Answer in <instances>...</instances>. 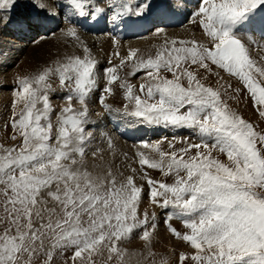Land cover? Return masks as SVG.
<instances>
[{"label":"snow or ice","instance_id":"obj_1","mask_svg":"<svg viewBox=\"0 0 264 264\" xmlns=\"http://www.w3.org/2000/svg\"><path fill=\"white\" fill-rule=\"evenodd\" d=\"M17 6V0H0V24ZM177 6L184 4L165 5L172 13ZM39 7L68 20L61 31L81 51L16 77L4 124L11 127L10 143L0 142V264H131L133 255L144 256L125 247L134 238L147 250L137 264H145L155 255L158 227L154 211H141L146 194L149 207L166 211L170 233L192 249L179 254V264H264V129L229 103L246 92L264 117V56L252 55L264 52V0H196L186 18L201 39L170 38L155 26L163 43L154 53L117 50L119 62L109 60L112 66L103 69L80 29L147 19L156 8L152 0L135 6L131 0H66L56 12ZM137 73H143L139 86L128 79ZM117 90L122 105L114 108L107 98ZM57 92L65 93L63 105L52 101ZM102 115L188 129L196 141L175 135L141 140L134 155L124 152L117 163L110 135L102 134L107 149L93 146V116ZM173 218L186 230L174 227Z\"/></svg>","mask_w":264,"mask_h":264},{"label":"rangeland","instance_id":"obj_2","mask_svg":"<svg viewBox=\"0 0 264 264\" xmlns=\"http://www.w3.org/2000/svg\"><path fill=\"white\" fill-rule=\"evenodd\" d=\"M168 1L170 3L175 2V0H152V2L156 5L154 12L158 9L163 8L166 4H168ZM65 2L66 0H51V3L55 4L56 6V11H58L59 6ZM138 2L139 0H131V3L133 4V6H135ZM181 2L184 5L187 4L189 6L187 12L194 10L196 0L193 3L186 1V0H181ZM17 3H18V6L15 8L14 12L9 14L11 16L10 21L4 24H0V27L1 25L3 26L2 29L0 28V42L2 41L1 39H5L6 37L5 36L6 33L4 34L3 29L8 28L9 30H6V31L9 32L12 38L16 40L15 43H12L11 45V48H10L12 52L11 54L17 53V56H15L14 58H12L13 56L9 57V59L7 58L2 59V57L0 58L1 59L0 60L1 61L0 62L1 64L0 65V142H8V143H10V141L7 140V136H8V133L11 132V127L9 126L8 128L5 129L4 124L8 121L9 117L11 116V106H12V102L14 99L13 90L16 87L15 80H16L17 75H24V74H29V73H33L37 71L42 66L50 64L53 61V59H56L58 56H62L60 55V53L64 54L71 50L70 52L74 51L75 53L80 54V51H81L80 43L64 37L61 31L62 29L66 28L67 25L69 26L68 20L64 18L63 16L61 17L50 16L47 14V12L44 9H41L39 7L41 3L43 4L45 3L44 0H17ZM40 10L45 13H42V15H40V12H39ZM66 11H70V10H66ZM50 12H53V11H50ZM186 13L177 23H170L168 25L165 24V25H158V26L163 27L166 30H175V29L190 27L192 29L197 30L199 33H201L200 29L196 25H193L189 22V20L186 18ZM0 15H4V13L0 12ZM46 16L49 21L42 22L41 20H43V18L41 19V17H46ZM31 18H36V21H33V24L37 27L36 32L34 33L27 32L24 38H19L18 37L19 33L23 31L20 30V28H17L16 27L17 25H14V24H18V23L25 24L24 22H27ZM137 19L141 20L139 18L132 17V21H135ZM145 20L146 19H143L142 21H145ZM45 22H50L53 25L51 27L56 26L54 23H56L57 26L54 28V31L52 32L50 31L46 33L45 35H43L44 32L47 31V29L44 32H42L39 24L40 23L43 24ZM131 24L132 22L128 23L127 25H123V26L128 27V26H131ZM155 24L157 23L153 24L154 27H155ZM44 26H47V25L44 24L43 27ZM27 27L29 26L27 25ZM113 28L114 27H112V25H109L107 31H109L110 33L105 32L103 34L92 35V36H96L95 38L97 37L100 38L99 41L95 42V45L93 44L92 47L94 49L92 48L91 51H93L92 54L94 52L98 53L99 57L97 60L100 62L99 67L101 69L108 67V66L115 65L119 62L118 58L113 55L114 48L117 47V44L114 43V40H119L120 43H126L127 41L133 40V39H119L120 37L117 31L114 32ZM118 29L121 30V28H118ZM155 32H156L155 28L153 30H148L146 33L143 34V36H141V39H143L146 36L151 35L150 33L154 34ZM80 33H82V36L84 34H89L85 30V25H83V27L80 29ZM57 34H59L60 36ZM59 39L65 41V44L63 43L64 45L69 46L66 48V50L63 51V50L58 49L56 43L59 41ZM105 42L112 44L113 47L109 49L105 48L103 46L107 44ZM22 43H24L26 46L20 50V53L15 52L17 51L16 50L17 48H14V47ZM70 45L73 47V49L72 48L70 49ZM50 47L53 49H51ZM158 47L159 45H154L142 51V53H145L146 55L148 53H154ZM46 50H48L50 54L49 53L44 54ZM107 52H109V54ZM55 53H58V55H56ZM52 54H54V56ZM252 55L256 59H259L261 56H264V52L256 51L255 53H252ZM93 56L95 57V55ZM47 59L48 61L45 63ZM25 60H28L27 61L28 65L23 64ZM109 60H111L112 65H109ZM129 71H130V65L126 66L123 69V71L121 72V75H124L125 73ZM221 74L227 76L223 72H221ZM168 75L169 77L171 76V74H168ZM141 76H143V73H137L136 76H129L128 79L131 83L139 86V84L143 82V80L139 78ZM211 81L212 80H209L210 83H213V84L215 83V80H213L212 82ZM229 82L233 83L234 86L237 85V82L234 79H231V80L229 79ZM53 87H56L55 81H53ZM63 95H65V93L63 92H57V93L52 94V101L54 105H63L65 103V101L61 99ZM97 95H99V93H97ZM107 102L112 104L114 108L121 107L122 90H117V94L114 97H108ZM229 103L232 105L233 108L239 111V113L243 115L246 119H248L250 122L254 123L255 125H258L260 129H264V117H260L258 115V112L253 106V102L251 98L246 94V92H242L239 95L238 99L230 100ZM92 107L96 111H101V106L98 103H94ZM93 121H94V124L91 130L96 135V140L93 142V146L103 147L107 149V144L102 134L107 133L108 135H110L114 140L115 146L116 147L118 146L117 147L118 149L116 148V151L118 150L117 151V160H118L117 163H119V160L122 158L121 154L124 152H127L129 155H134L141 140L154 142V141L161 140L164 137H167L168 140H171L172 137L175 135L178 137H190L193 141H196V137L192 133L191 130L172 129V128L156 127V126H151V125H142L136 122L134 118H120L116 115H113V116L102 115L99 118L93 116ZM179 146L180 145H178V147ZM120 147H123V149L121 148L120 150ZM165 147H166V144H165ZM105 155L107 156L106 158H110L107 152L105 153ZM149 173L154 178L168 179L170 182V178L162 177L158 171L149 170ZM145 191L147 193V187ZM145 209H147L150 215L153 213V211L155 212L158 227H157L156 233L154 234L153 239H155V237L157 236V240H159L155 242L156 246L152 247V251L155 253V255L151 257L148 261H146L145 264H165V262L166 264H179V254L181 252H190L192 250L186 243H183V241L181 240L179 241L177 238H175L170 233V231L168 230L165 224V220L167 216L166 211L159 209V208L153 209L148 206L147 194L145 195L144 203L141 205V211H144ZM170 211L171 210H167V212H170ZM171 223L173 224L174 227L181 230L182 232L186 230L180 219L173 218ZM165 233H167L166 235H168L169 233L168 235L169 237L166 238L164 236ZM160 236L163 237L162 238L163 243H161ZM157 243L159 245H157ZM175 244L178 245L177 249L174 246ZM142 245H144L143 241L139 240L138 238H134L130 243H126L125 247H127L130 253H143L144 256H146L147 250H145L144 247L142 248ZM68 255H70V253ZM144 256L133 255L131 264H137L138 260L143 261ZM186 264H191V261L186 262Z\"/></svg>","mask_w":264,"mask_h":264},{"label":"bare ground","instance_id":"obj_3","mask_svg":"<svg viewBox=\"0 0 264 264\" xmlns=\"http://www.w3.org/2000/svg\"><path fill=\"white\" fill-rule=\"evenodd\" d=\"M186 1H189L191 3H193L195 0H186ZM44 4H45V7H47L46 9L49 10V11H53V12H56V6L55 4H52L51 3V0H44ZM54 2V1H52ZM168 3H170L168 1ZM188 8L189 6L186 4L184 5V7H179L177 6L175 8V12L172 13V12H169V10L164 6L163 8L161 9H158L154 12V15L150 16L149 18H147L145 21H142V20H135V22H132L131 26H128V27H124L123 25H121V30H119L118 28H113V31L118 33L119 35V39H133V40H130V41H127L126 43H120L117 45L116 48H114V52H116L117 50H119V52L121 53V55H125L127 53V51L129 49H132V48H136V49H139L141 52L146 50L147 48L149 47H152L154 45H161L163 43V35H157L156 32L154 34L150 33L151 35L149 36H146L144 37L143 39H141V36H143V34L145 32H147L148 30H151L153 29L154 27V23H157L155 24V26H158V25H165V24H170V23H177L178 21H180V19L184 16V14L188 11ZM40 12V15H42V13H45L43 11H39ZM47 15V14H46ZM45 16V15H44ZM43 18V20H41L42 22L43 21H49L47 16L46 17H41V19ZM18 21V20H17ZM33 21H36V18H31L29 19L27 22H24L25 24H21V23H18V24H14V25H17L16 27L17 28H20V30H22L23 32H20L18 37L19 38H24L26 36V33L29 32V33H34L36 32L37 30V27L33 24ZM13 23V21H12ZM50 24V26H53L50 22H48ZM27 25L29 27H27ZM108 26H105L103 23H99L98 26H95L94 24L92 23H87L85 25V30L86 32H88L89 34H84L82 36V33L81 34V37H82V40L84 42H86L87 46L92 49L93 47V44L95 45V42L99 41V37L95 38L96 36H92V35H98V34H101L102 32H105L108 30ZM46 27L47 26H40V29L42 32H44L46 30ZM68 27V25H67ZM1 29L3 28V26L1 25L0 27ZM23 28V29H22ZM6 30H9L8 28H4L3 29V32L5 34V39H1L2 41L0 42V58L2 57V59H9V57L13 56L12 58H14L15 56H17V53H13L11 54V45L12 43H15V39L12 38L11 34L9 32H7ZM18 30V31H20ZM110 30V28H109ZM165 31L167 32V35L170 37V38H183V39H190L193 37V34H195V38L197 39H201V33H199L197 30L195 29H192L190 27H186V28H180V29H175V30H166ZM91 34V35H90ZM59 35V34H57ZM60 36V35H59ZM58 36V37H59ZM45 41V40H43ZM101 41V40H100ZM65 44V41L59 39V41L56 43L58 49L60 50H66L67 47L69 46H66L64 45ZM107 43L106 45H103L105 48H111L113 47L112 44L108 43V42H105ZM104 43V44H105ZM26 45L24 43L22 44H18V46L14 47V48H17L15 52H18L20 53V50L25 47ZM53 47V45H52ZM56 47V49H57ZM61 47V48H60ZM51 48V47H50ZM73 49V47L70 45V49ZM53 49V48H51ZM94 49V48H93ZM41 51V50H40ZM69 51V50H68ZM71 51V50H70ZM69 51V52H70ZM105 51V50H104ZM62 52V51H60ZM74 52V51H73ZM93 52V51H92ZM256 51H254L253 53H255ZM259 52V51H257ZM46 53H49L48 50H46V52H44V54ZM109 54V52H107ZM50 54V53H49ZM56 55H58V53H55ZM54 56V54H52ZM60 55H63L60 53ZM93 55H95V58L98 59L99 55L98 53H93ZM43 56V55H42ZM49 56V55H48ZM41 57V56H40ZM51 58V56H50ZM49 58V59H50ZM103 58V57H102ZM115 58V57H114ZM39 59V58H38ZM44 59V58H43ZM1 60V59H0ZM54 60V59H53ZM28 60H25L24 61V65H28L27 63ZM48 61V59L45 61V63ZM1 62V61H0ZM44 63V64H45ZM1 65V64H0ZM42 65V64H41ZM26 67V66H25ZM38 67V66H37ZM32 68V67H31ZM21 69V68H20ZM24 70V69H23ZM37 70V69H36ZM25 71V70H24ZM25 75V74H24ZM223 75V74H222ZM225 79L226 80H229L227 76H225ZM209 80H216L215 77H210ZM211 81V82H212ZM236 84V83H235ZM237 86V85H236ZM94 105V104H93ZM120 144V143H119ZM120 146V145H119ZM118 147V146H117ZM116 147V148H117ZM121 148L123 149V147H120V150ZM118 149V148H117ZM118 151V150H117ZM119 156V155H118ZM107 157V156H106ZM118 162V160H117ZM159 231V230H158ZM167 233H165V237H169V233L168 235H166ZM171 235V234H170ZM162 236H160V239H161V243H163V240H162ZM165 238V239H166ZM156 241H159L157 240V236L155 237V239H153L152 241V247L156 246ZM180 241V240H179ZM176 242V241H175ZM172 243V242H171ZM184 243V242H183ZM139 244V243H138ZM178 244V243H177ZM175 244V248L177 249L178 248V245ZM157 245H159L157 243ZM184 246V245H183ZM144 247V245H142V248ZM140 248V247H139ZM173 249V248H172ZM188 249V248H187ZM175 250V249H174ZM181 250V249H180ZM192 250V249H191ZM176 251V250H175ZM190 251V250H189Z\"/></svg>","mask_w":264,"mask_h":264}]
</instances>
